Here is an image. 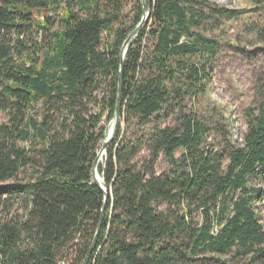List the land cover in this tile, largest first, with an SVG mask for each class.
<instances>
[{
	"label": "trees",
	"instance_id": "trees-1",
	"mask_svg": "<svg viewBox=\"0 0 264 264\" xmlns=\"http://www.w3.org/2000/svg\"><path fill=\"white\" fill-rule=\"evenodd\" d=\"M132 2L0 0V208L23 195L28 212L0 221V264L85 261L105 203L92 176L100 125L115 118L121 50L144 14L137 0L128 28ZM151 6L125 55V128L99 164L109 199L88 264H264V100L246 110L240 143L220 110L208 120L184 107L220 50L208 34L239 13L209 0ZM253 27L264 42V21ZM171 105L181 114L164 126ZM28 173L34 181L8 184Z\"/></svg>",
	"mask_w": 264,
	"mask_h": 264
},
{
	"label": "rangeland",
	"instance_id": "rangeland-1",
	"mask_svg": "<svg viewBox=\"0 0 264 264\" xmlns=\"http://www.w3.org/2000/svg\"><path fill=\"white\" fill-rule=\"evenodd\" d=\"M209 1L236 11L239 13V18L231 22L226 21L222 29L208 34V37L219 41L220 50L212 60L201 67L203 73L206 74L201 87L203 91L194 98L190 96L186 99L185 114H197L209 120L214 111L220 110L226 121V124H223L224 127H227L234 140L240 143L247 132L246 110L257 109L264 100V42L256 41L257 37L252 33L254 24H261L264 21V10L257 8L256 0ZM136 2L137 0H133L124 11L127 16L128 28L134 24L137 14ZM262 4H264V0H262ZM179 114H181L180 109L174 105L165 106L162 112L163 125H172ZM54 118L58 119V116ZM7 120L8 116L0 113V124ZM112 124L113 122L108 123L106 115L100 128L108 134ZM124 125L122 121L123 128H125ZM124 130L126 129L122 130L123 135ZM27 147L31 149L35 146L29 144ZM39 148L36 146L37 151ZM105 158L100 163H103ZM148 160V152H143L139 162L144 163ZM166 167L167 164L160 161L157 171L161 172ZM29 173L26 176H19L18 179L10 181L8 184L20 188L21 185L34 181V177H30L33 173L30 175ZM257 210L260 220L264 224V201L257 205ZM27 215V206L23 195L7 201L0 208V221L25 223ZM66 264H71V262H66Z\"/></svg>",
	"mask_w": 264,
	"mask_h": 264
},
{
	"label": "water",
	"instance_id": "water-1",
	"mask_svg": "<svg viewBox=\"0 0 264 264\" xmlns=\"http://www.w3.org/2000/svg\"><path fill=\"white\" fill-rule=\"evenodd\" d=\"M141 2L144 5V14H143L142 20H141L140 24L136 27V29H134L130 33V35L128 36V38L124 42V45H123L122 50H121V56H120L121 57V74H120L119 94H118L117 105H116V109H115V118L112 121L113 122L112 131H111V133L109 131V133L107 134V138L103 142V145H102L100 151L97 153V157H96V160H95L94 165H93V173H92L93 181H94V184L97 185L101 189V191L104 193L105 203H104V208H103L102 213H101L100 224H99L95 239L91 245L90 251H89L85 261L83 262V264L89 263L90 258L93 254V251L95 250V248L97 246L98 236H99L101 229H102L105 211L107 208V201L109 199L108 189L104 185V180H103L102 176L99 174L98 168H99V164H100L101 160L106 157L107 150H108L109 146L114 142V140L118 136V133H119V130L121 127L122 115H123L122 114V108H123L122 107V102H123L122 87H123V73H124L125 55L129 49L132 41L136 39L138 34L143 30V28L145 26L148 25V23L152 19L151 0H141Z\"/></svg>",
	"mask_w": 264,
	"mask_h": 264
},
{
	"label": "bare ground",
	"instance_id": "bare-ground-1",
	"mask_svg": "<svg viewBox=\"0 0 264 264\" xmlns=\"http://www.w3.org/2000/svg\"><path fill=\"white\" fill-rule=\"evenodd\" d=\"M111 131H112V128H111V130H110V133H111Z\"/></svg>",
	"mask_w": 264,
	"mask_h": 264
}]
</instances>
